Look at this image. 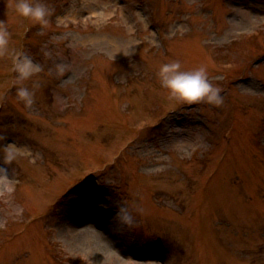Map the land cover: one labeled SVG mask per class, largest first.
Returning <instances> with one entry per match:
<instances>
[{"label":"rangeland","instance_id":"374dc122","mask_svg":"<svg viewBox=\"0 0 264 264\" xmlns=\"http://www.w3.org/2000/svg\"><path fill=\"white\" fill-rule=\"evenodd\" d=\"M44 2L0 0V264H264V0ZM173 60L223 103L173 97Z\"/></svg>","mask_w":264,"mask_h":264},{"label":"clouds","instance_id":"9594fccd","mask_svg":"<svg viewBox=\"0 0 264 264\" xmlns=\"http://www.w3.org/2000/svg\"><path fill=\"white\" fill-rule=\"evenodd\" d=\"M16 8L23 16L30 17L44 25L49 23L52 9L44 0H18ZM8 36L6 22L0 21V51L5 50L8 44ZM15 68L20 79L31 77L34 72L41 70V66L27 55L17 59ZM159 78L162 86L167 88L173 97L189 102L207 99V101L215 104L223 103L221 91L208 78L205 66L185 70L179 60L165 62L159 68ZM17 91L19 98L25 104L30 106L34 103V91L32 89L22 86ZM17 154L18 150L14 142H9L4 146V161L11 162Z\"/></svg>","mask_w":264,"mask_h":264}]
</instances>
